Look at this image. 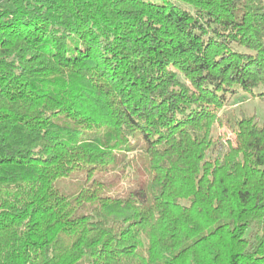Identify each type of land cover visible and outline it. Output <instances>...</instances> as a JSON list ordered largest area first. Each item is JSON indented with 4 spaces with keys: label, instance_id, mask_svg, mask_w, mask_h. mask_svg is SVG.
Instances as JSON below:
<instances>
[{
    "label": "trees",
    "instance_id": "trees-1",
    "mask_svg": "<svg viewBox=\"0 0 264 264\" xmlns=\"http://www.w3.org/2000/svg\"><path fill=\"white\" fill-rule=\"evenodd\" d=\"M239 94L264 100V0H0V264H264Z\"/></svg>",
    "mask_w": 264,
    "mask_h": 264
},
{
    "label": "rangeland",
    "instance_id": "rangeland-1",
    "mask_svg": "<svg viewBox=\"0 0 264 264\" xmlns=\"http://www.w3.org/2000/svg\"><path fill=\"white\" fill-rule=\"evenodd\" d=\"M226 109H242L246 114H255L261 123L264 122V100L260 98H252L248 96L243 97L241 94H239L236 96V98L234 97L231 105L226 107ZM133 144L135 145L134 154H136L137 162H139V165H141L143 161L140 159V151L142 149L143 143L142 141L135 140ZM134 166L135 165L132 167L133 170L131 169V175L123 178H119L116 173H110V175L104 176L97 174L95 177H99L105 182L104 189L107 193H124V191H126L129 186L136 185L139 181L146 177V174L143 171H138L136 174H134ZM85 179L86 174L84 172H73L70 175L64 176L57 180L56 185L62 188L66 193L74 195ZM85 211L86 209L81 207L78 212L82 213Z\"/></svg>",
    "mask_w": 264,
    "mask_h": 264
}]
</instances>
